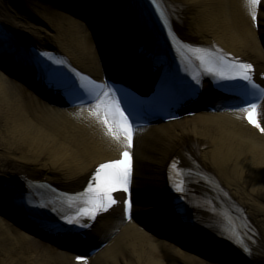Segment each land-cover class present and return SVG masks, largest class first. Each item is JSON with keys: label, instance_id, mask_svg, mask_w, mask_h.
Segmentation results:
<instances>
[{"label": "bare ground", "instance_id": "6f19581e", "mask_svg": "<svg viewBox=\"0 0 264 264\" xmlns=\"http://www.w3.org/2000/svg\"><path fill=\"white\" fill-rule=\"evenodd\" d=\"M5 1L0 0V20L14 31L18 45L33 43L41 49L57 50L76 68L101 80L108 77L107 60L88 31L87 38L86 33L84 38L78 36L87 23L99 35L103 47L110 45L115 53L118 51L116 55L127 56L128 45L111 22L105 0H46L54 11L62 6L68 14L71 27L62 37L47 21L44 20V25L32 22L31 16L40 4L38 0L26 3L17 0V5L26 8V17L13 15L11 8L4 7ZM113 1L127 24L136 28L126 1ZM167 6L174 29L182 39L198 45H218L225 52L251 62L258 76L264 75V2L257 11L258 28L245 0L236 3L235 0H167ZM74 10L82 20L71 15ZM7 63L0 61V186L12 184L25 191L29 180H45L75 191L81 189L99 164L120 158L123 144L104 135L102 126L89 115L91 103L69 109L53 106L52 103L67 105V97L54 93L44 84L40 86L27 73L26 82L37 90L38 97L15 96L14 91L20 95L24 90L5 74L2 66ZM146 70L145 66L135 69L134 87L145 90L154 85L158 73L150 69L145 74ZM261 83L264 85V79ZM240 107L243 105L237 96L206 82L200 99L191 105L194 115L137 130L135 177L131 187L136 202L129 222L121 209H114L98 219L83 237L61 238L36 229L28 220L23 223L22 215H27L23 208H17L23 217L18 214L19 218L12 209L7 211L3 207L6 216L20 222L0 216L3 256L0 264H84L76 263L75 259L92 249L96 253L87 259V264H126L129 260L124 259L123 248L136 243L141 250L148 246L152 259L147 257L146 262L151 264H222L210 254L190 251L187 244L194 238L206 242L200 233L214 231L218 223L226 224V230L232 228L231 217L222 204L216 203L218 195L214 190L207 185L198 186L200 194H207L215 201L213 210L198 211L199 230L182 233L177 225L179 221L170 206L166 184V167L176 154L186 163L194 161L201 166L217 182L224 198L240 206L247 215L251 232H246V242L251 256L221 237L212 243L249 264H264V136L246 123L244 114L237 110ZM261 125L264 127V120ZM23 228L49 238L67 252L45 247ZM176 240L181 248L174 252L172 260L165 261L168 243ZM46 250L50 253L48 257L42 253Z\"/></svg>", "mask_w": 264, "mask_h": 264}, {"label": "snow or ice", "instance_id": "6c2138e0", "mask_svg": "<svg viewBox=\"0 0 264 264\" xmlns=\"http://www.w3.org/2000/svg\"><path fill=\"white\" fill-rule=\"evenodd\" d=\"M149 7L154 10L162 28L167 32V40L171 41L181 59L194 58L199 62V69L202 71L191 74L192 81L196 86L202 85L204 76L211 77L217 85H224L223 82L240 81L237 85L240 94L245 98L244 106L237 110L244 114V118L249 124L264 133V127L261 121L264 120V86L256 83L254 80V67L251 63L242 62L236 57L230 56L215 45L209 47H194L190 44H184L178 41V37L172 29L170 16L168 15L167 0H147ZM249 9L252 21L257 22V11L260 8L261 0H245ZM179 43V46L176 45ZM143 54H149L147 49ZM47 60L59 66H66L67 61L63 59H54L49 53H41ZM45 71L50 72V86L63 89L70 95L80 98L83 93L91 103L89 115L92 116L104 129V135L112 140L123 144L124 150L120 153V158L110 160L99 164L91 175L83 191L69 194L60 193L55 200H49L36 205L39 208H47L50 203L59 201L64 207H53L52 211L61 212V219L67 225H76L79 227H89L83 221H95L98 214L107 212L117 203L113 193H129L132 183V158L129 150L133 147V137L135 129L129 120L126 110L122 107L121 99L117 92L123 91L116 89L107 82H98L91 77L71 69L74 81L66 78H60L54 71L45 66ZM78 82V83H77ZM188 89V95H195L197 88L192 85H185ZM259 118V119H258ZM195 164V162H192ZM192 175L191 168H182L179 161L173 159L168 168L169 186L178 195L177 201H183L186 193L189 191L188 184L191 182L188 177ZM29 188L32 187L29 182ZM39 188L46 187L43 184ZM50 188V186H47ZM55 192L54 189H52ZM0 194H6L9 197L19 198L22 202L26 199L24 193L12 184L0 186ZM31 204L32 200L27 199ZM125 215L131 219L133 201L130 196L123 201ZM180 205L177 210L179 211ZM51 227L61 229L60 225H51ZM247 227V225H245ZM222 239L229 241L239 248L246 256H251V250L243 241V234L238 229L230 228L228 230H219L217 232ZM82 260V257H77ZM84 264H87L86 259Z\"/></svg>", "mask_w": 264, "mask_h": 264}, {"label": "rangeland", "instance_id": "374dc122", "mask_svg": "<svg viewBox=\"0 0 264 264\" xmlns=\"http://www.w3.org/2000/svg\"><path fill=\"white\" fill-rule=\"evenodd\" d=\"M39 1H40V5H38L37 14L34 16L36 18H33V20L36 22H39V23L41 21L43 22V20H45L50 25L52 24L56 27V34L63 35L65 30H67L68 28L71 27V25L68 22L69 21V19H68L69 17H67L68 14L63 11L62 6H60V8H59L60 11L59 10L54 11L53 8H51L48 3H45L46 0H42V1L39 0ZM8 2H9L8 4H4V7L8 8V9L11 8L14 11V14H18V16H21V14H24V16H26V8H21V7L17 6L15 4V0H8ZM37 19H39V20H37ZM87 31H88V28L82 26V33H78V36H80V37L84 36ZM8 77L12 81V83H14V85L21 87L24 90V93H22V94L20 93V95H19L18 91H14L13 94L15 96H21V95L22 96L27 95V96H31V97L35 96V94L32 91L28 90L26 87H24L21 84V82H19L16 79H13L11 76H8ZM4 212H5V209L0 204V213L4 214ZM0 216L3 219H6L5 216H3L1 214H0ZM32 237H34L38 241H41L45 245V247H51V248L55 249V246L52 243H50L48 240L42 239L39 236H32ZM169 243L170 244L167 246V249H166V258H164L165 261L172 260V256H173L174 252H177V250H179V247H180V245L177 242H169ZM202 245H203V243H201V241L190 242L188 245V249H190V251L199 252L202 255L210 254L213 258L218 259L225 264H249L247 261H245L244 259H241L239 257L236 259V257L227 256V259H226L225 253L222 252L223 253L222 254L220 252H215V250L211 249L209 246L204 247ZM204 249L207 251H205ZM58 251L59 252H67L63 248H59ZM42 253L44 255H46L47 257L50 255L48 250L43 251ZM122 253L124 254V259L126 261L129 260L126 264H151V263L146 262L147 257L151 258L148 255V246L147 245L142 250L140 249L139 243H136L135 246H133V245H130L129 247L126 246L123 248ZM163 253H164V250L161 252V254H163ZM2 258H3V256L0 254V259H2ZM232 258H234V259H232ZM122 264H124V263H122Z\"/></svg>", "mask_w": 264, "mask_h": 264}]
</instances>
